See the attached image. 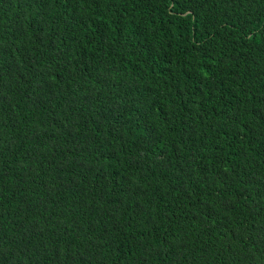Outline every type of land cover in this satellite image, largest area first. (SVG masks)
<instances>
[{"label": "trees", "instance_id": "trees-1", "mask_svg": "<svg viewBox=\"0 0 264 264\" xmlns=\"http://www.w3.org/2000/svg\"><path fill=\"white\" fill-rule=\"evenodd\" d=\"M0 264H264V0H0Z\"/></svg>", "mask_w": 264, "mask_h": 264}]
</instances>
